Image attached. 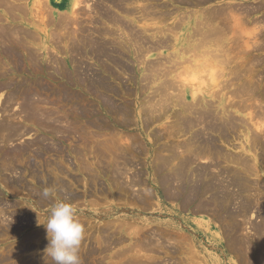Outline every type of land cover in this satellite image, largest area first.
<instances>
[{
	"label": "bare ground",
	"instance_id": "bare-ground-1",
	"mask_svg": "<svg viewBox=\"0 0 264 264\" xmlns=\"http://www.w3.org/2000/svg\"><path fill=\"white\" fill-rule=\"evenodd\" d=\"M51 1L0 0V92H7L5 97L0 93V178L4 186L28 189L19 175L27 163L28 173L35 184H41L42 188H48L64 199H75L76 194L60 177L67 175L62 165L64 159H48L52 156L66 157L67 152L59 140L71 137L75 145L70 150L77 161L83 163H80L83 171L90 175L95 188L104 191L97 172L95 175L93 167L83 162L87 149L98 159L101 173L107 174L108 171L116 186L128 190L140 184V173L133 178L127 175L133 166L132 159L145 148L138 142V137L125 143L121 138L99 141L87 131L94 126L99 129L104 127L107 121H103V111L125 125L137 121L138 116H135L130 103H118L117 96L134 95L130 83L125 84L119 74L125 72L131 82L135 79L131 75V67L124 60V50L127 45L132 48L137 46L140 40L139 48H133L134 55L137 63L146 64V70L151 72V76L142 79L147 83L144 88L151 85V101L137 114L142 115L144 126L173 117L174 124L167 128L169 130L157 129L151 143L163 139L177 140L162 145L151 156L153 174L157 175L156 179L169 199L195 212H208L219 220L220 227L230 234V247L238 255L236 258L244 264H264V205L257 193L264 187L256 179L264 176V72L258 73V79L254 75L255 67L264 62L263 56L255 57L256 52L264 49V15L258 20L250 17L253 12L264 8V0L252 7L242 8L241 5L242 9L231 5L209 9L207 13L195 11L193 17L179 11V8L168 10L166 2L160 4L152 2L154 0L151 4H148L150 0H71L63 13H54ZM202 1L207 0H172L170 3L200 5ZM135 2H146L141 7L143 15L151 16V19L157 17L156 21H160L153 19L155 23H151L154 31L157 30L151 35L152 41V37L145 36L146 29L137 30L130 21L117 15V11L125 15L135 14L137 7L132 6ZM55 15L57 21L53 19ZM18 19H22L23 25L28 22L27 25L17 24ZM166 20L170 23L161 26ZM46 23L55 29L46 30ZM147 44L151 46L146 47ZM167 46L172 48L170 56L149 62L151 64L144 62L150 49L157 51ZM60 52L66 53L67 61L59 57ZM178 66L182 67L180 71ZM51 74L61 79L57 87L51 88L45 82ZM106 74L116 82L115 85L107 80ZM190 74L192 79L188 77ZM28 75L32 79H27ZM92 102H97L98 111ZM14 104L18 108L12 110ZM257 104L259 108L255 110ZM50 105L58 107L54 109ZM253 105H256L255 108ZM65 108L68 109L63 110ZM246 112L249 118L246 121L234 115ZM29 125L39 129L37 131L47 138L40 137L33 143L12 146V142L31 133ZM250 125L255 129L254 133L250 132ZM240 126L250 134L245 137L241 151L252 156L254 163L243 155L225 154L226 151L223 152L217 143L218 140L226 145L231 143V137L237 134ZM186 135L185 140L179 141L181 136ZM29 152L31 154L27 155ZM222 162L230 163L241 171L230 166L222 168ZM125 175L128 183L124 181ZM28 190L38 197L39 203H47L48 197L33 189ZM138 199V203L142 202L141 198ZM2 205L3 202H0L1 218L5 211ZM251 212L256 217L263 215L259 224L247 218ZM18 219L22 216L15 214L14 220ZM2 221L0 219V232L4 225ZM245 227L251 230V235L244 233ZM156 237L139 245L145 247L144 250L151 247V251L167 252L170 248L168 241L162 235ZM172 237L169 236V239L174 240ZM97 240L100 248L93 246L85 250L80 256V264H103L89 260L117 246L122 239L104 232ZM48 243H44L41 249L45 250ZM177 246L174 248L177 249ZM119 256L118 253L116 257ZM165 261L151 255V262L148 263L166 264ZM135 263L130 261L129 264Z\"/></svg>",
	"mask_w": 264,
	"mask_h": 264
},
{
	"label": "rangeland",
	"instance_id": "rangeland-1",
	"mask_svg": "<svg viewBox=\"0 0 264 264\" xmlns=\"http://www.w3.org/2000/svg\"><path fill=\"white\" fill-rule=\"evenodd\" d=\"M170 1L172 2V0H158V1L154 0L152 2L160 3V4L161 3L164 4L166 2L165 4L168 6L167 7L168 10L173 8L176 9L179 8L178 9L179 11L186 13L187 16L190 17H193L195 11L202 13L206 11L205 13H207L209 9L214 10L231 5H232L231 7H233V5L234 7L237 6L236 9H242V8L256 6L261 2H263V0H207L205 2L202 1L200 5H194V4L185 5L178 3L175 4L173 3L174 5H172ZM51 2H52V7L54 9V13H63L67 11L66 4H70L71 0H52ZM145 3L146 2H135L132 6L134 8L137 7L136 9L137 11L135 14L132 15H125L121 11H117V10L116 11L118 12L117 13L118 16L121 15L124 19H126V21H130L133 25H135V28L137 30L142 31L146 29L147 31L145 36L147 38H150L152 37L151 35L157 31V30L154 31V29L152 28V24L160 21H156L157 20L156 17V19L153 18L155 21L154 22L153 19H151V16H147L148 17L147 18L146 16L143 15V13L141 12L142 11L141 7ZM148 4H151V0L148 2ZM262 14L264 15V8L258 12L257 11L253 12V14H251L250 17L252 19L255 18L254 20H258L259 17H261L260 19H262L264 17ZM134 15L136 16L134 17ZM53 19L57 21L58 20L57 15L53 16ZM158 19L161 20L160 18ZM49 21L50 20H48V22ZM22 22H23L22 19L17 20V24H20L22 26L27 25L28 23V22L24 23L23 25ZM162 22L163 23L160 24L161 26L170 23V21L168 20ZM47 25H48L47 23L44 25V27H47L46 30L51 31L55 29L53 25L51 24H49V26ZM151 28L153 30H151ZM116 32L118 31L116 30ZM126 33L128 32L126 31ZM152 39L153 37L151 38V41ZM138 44H140V40ZM147 45L146 47H150L151 45L153 46L152 42L151 45L150 44ZM127 46H125L127 49L124 50V55H125L124 60L126 61L127 66L131 67L132 70L131 75H133L135 79H133V81L131 82L129 80V75L127 74L128 75L127 76L125 72L123 75H121V73L119 75L122 76V81L123 82L125 81L126 82L125 84L130 83L129 87H131L132 90L134 89L133 90L134 95L132 94H131L132 96L125 95V97H123V94H121L120 97L117 96L118 99L117 102L121 104L123 102L130 103V106L135 116L136 115L138 116L136 118L137 121L133 120L132 124L125 125L120 120H116L114 117L107 115L103 111V113H101L103 115L102 116V118L104 119L103 121L105 122L107 121L104 127L102 129H99L96 126H94V128L93 127L91 129L89 128L87 129V131L91 132V134L95 136L96 140L99 139V141H104V140L107 141L112 138H116L120 140L121 138L122 142L124 141L125 143V141L126 142L130 141L131 138L133 137L136 138L138 137L137 138L138 142L142 145V147L144 146L145 148L144 151H141V154L135 157L136 159L135 158L132 159L133 161L137 160V162L135 161L134 163L132 161L133 166L129 168V170L127 171V175H129L128 177L133 178V176H136L137 174L140 173V177H141L140 184L134 186L132 189L131 188L128 189L129 191L122 187L120 188L116 186L112 175H110L108 171L107 174L103 172L101 173L102 170L100 166H98L99 165V162H97L98 159L96 157H93L94 156L92 155L93 153L89 149H87L88 151L86 150L84 152L85 158L83 156V162L84 164L86 163L89 167L91 166L93 167L94 174L97 172L96 174H98L97 176L99 177V182H100L99 184L100 186L102 185L101 188H103L104 191L99 190L98 187L95 188L93 182L90 180V175L87 176V173L83 171L84 169L81 166V164L83 163L80 160L77 161L75 155L73 154V152H71L75 145V143H73L75 141L74 138L71 137L69 139L66 138L60 139L59 141L61 147L67 152L65 155L66 157L61 158L62 156L60 157L52 156V157H48V159L51 161H62V159H64L62 165L65 171H67V175H61L60 177L61 178L63 177V179H65V182H67L68 185L70 186V190H72L77 197L72 200H69L67 198L64 199L63 197H59L56 194H54V192L51 191L52 194L48 197L47 203L44 204L39 203L38 197H35L32 193L29 192L28 189L29 188L33 189L34 191H36L38 194L41 195V193H43L44 188H42L41 184H35L33 177L31 176L30 173H28L27 163H25V166L23 168L19 166L22 171V173L19 175L21 176L24 185L28 189H23L21 187L20 188L5 187L4 184L1 182V178H0V202H3L2 207L5 208V211L2 214L3 218L0 217L1 221L3 220L2 222L4 224L2 231L0 232V264H47L50 261H52L50 257L45 256L44 249H41V246H43L44 243L49 242L47 238L46 228L42 224L46 222L51 207L58 201L67 202L72 204L74 207H76L77 208L76 218L84 226V238L80 245L79 257L81 256V254H84L85 250H87L88 248H91L93 246L94 247L96 246V248H100L98 245L99 240L97 239L104 232L110 233L111 235H113L114 238L122 239L121 243H119L117 246H112V248H109L110 250L108 249V251H105L104 253L96 255L95 257L90 259L89 261H91V263H98L99 261V262H103V264H129L130 261H134L136 262L135 264L137 263L151 264L148 262L149 261L151 262V255H152L153 258H156L159 261L162 260L163 262L164 260H166L167 261V262L165 261L166 264L169 263L170 264H177V263L178 264L179 263L180 264H190V263L191 264L192 263L193 264H240V263L244 264L243 262L240 261L239 258H236L238 257V255L235 254L232 251V247H230V240H231L230 234L227 233L226 229L220 227L218 219H214V217L211 216L208 212H195L191 208L181 207L178 201L169 199L162 185H160V183L157 181L156 179L157 175L155 176L153 174L154 165H151L152 163L151 156L154 153L156 154V152L159 151V148L162 145H165L167 143L172 144L175 143L177 140H170L171 141L170 143L169 140L163 139L159 142L151 143V137H153V134L155 131H157V129L158 131L160 130V128L161 129L165 128L166 130H169L167 128H170V126L174 124L173 123L174 118L173 117L169 119L164 118L158 121L157 123H154L152 125L150 124L149 126L147 125L144 126V124H142L143 123L142 115L140 113L139 114L137 113L141 110V108L145 106L146 103H148V101H151V85H149L147 88H144V85H146L147 83L144 82L142 79L151 76L150 75L151 72L148 73L149 71L146 70L145 68L146 64L143 66V64H139V62L137 63V59L135 57L136 55L134 54H135V50H137L139 47L137 48V46H135L136 49L135 47H133L135 49L134 50L129 45ZM56 50L58 51V48ZM150 50L147 52V54H145L144 57V62L147 64L151 61L156 62L158 60H162V58H164L163 56H167V57L170 56L172 48L171 47L169 48V46H167L157 51L156 50L150 51ZM60 53L61 54H59V57L62 60L67 61L65 55L66 53L65 54L62 52ZM256 55L264 57V49H261L260 51L256 52L255 57H257ZM164 62L166 63V60H164ZM89 63H91V61H89ZM167 66H171V64L167 63ZM70 67L71 66H69V68ZM94 67H96L95 64ZM178 68H179L178 71H180L182 67L178 66ZM50 70L53 71L52 69ZM255 71H256L254 73L255 78L257 76L256 79H258V77H260L258 73L264 72V62L257 65L255 67ZM190 75H188V77H191L192 79L193 75L191 76ZM105 77L109 82L112 83V85L116 84V82H114V80L111 79L107 74L105 75ZM27 79H32V77L28 75ZM46 79L47 80L45 82H47L51 88L57 87V85H60L58 83L61 82V79L56 74L48 75ZM222 82H224V79ZM0 93L3 97L7 95L6 91H1ZM77 94H79V92ZM92 103L94 105L96 104L94 108L98 111L97 102L96 103L92 102ZM258 104L256 108H255L256 105H253L255 110H258L259 108ZM49 107L55 109L58 106L50 105ZM17 108L18 105L14 104L12 110H15ZM66 109L68 108H65L63 110ZM60 110L62 109L60 108ZM172 111L173 110H171V112ZM68 113H72V111H68ZM246 114L247 112L245 114L234 113L235 116H238L239 119L241 118L244 121L249 119L248 116H246ZM105 126H107L108 128H105ZM29 128L31 129V133L23 135L16 141L12 142L11 145L19 146L26 143H33L40 137L47 138L46 136H44L45 135L44 133L37 131L39 129H34L30 125ZM250 130H251L250 132L253 133L255 131V129L251 125H250ZM95 134H99V135H95ZM249 135L250 134L247 133L245 127L240 126L237 131V134L231 137L233 140H231L230 138L231 143L226 145L223 142L221 143V141L219 140L217 141V143L219 142L218 145L223 150V152L226 151L225 154L228 153L233 155L235 154L243 155L248 159H250L251 163H254L252 156L248 155L244 151H241V145L242 144L245 145V137ZM187 137L188 135L181 136V139H179V141L185 140ZM30 154L31 152H29L27 155ZM94 158L95 161L93 160ZM67 161L71 163L66 164ZM223 163L224 162L221 163L222 168L226 166L228 167L230 166L229 168L231 169L233 168L236 169L237 171H241L239 168L235 166L232 167L230 163H225V164ZM38 164H40V161L38 162ZM134 165L136 166L138 165L137 170H135L136 166ZM80 166L82 172L79 168ZM129 173H132L133 175ZM111 178L113 181L110 180ZM125 178L126 175L124 177V181L127 182L128 180ZM256 179L264 187V176ZM89 180L92 183L88 182ZM89 184L91 185L89 186ZM92 185L94 188L92 187ZM93 189H95L94 192ZM120 189L123 192H121ZM257 193L258 195L260 194L258 198L260 199L261 202H263L264 205V189H260V191H258ZM145 196L148 197L146 198ZM136 198L137 199L141 198L142 202L138 203V201L140 200L139 199L137 200ZM184 209L186 210L184 211ZM15 214H20V216H22V219H18L17 221H15L14 220ZM248 215L250 216L247 218L251 219L252 223H254L253 221L255 220V224L256 223L259 224V220L262 219L261 217L263 216L261 214H258L256 217V215L252 214V212L249 213ZM167 231L170 232L168 233ZM244 231H246L244 233L247 234L248 236L250 233H252L251 230L246 227ZM170 233H173L172 236L175 237L173 238ZM163 234L165 235L167 234L166 237ZM150 235L153 238L154 236L155 238H157L156 237L157 235L159 238V236L162 235L164 240H166V242L168 241L167 246L168 248L170 247L169 250H167V252L165 253L164 252L162 253L160 250L159 252L158 250L151 251L150 249L151 247H149L148 249L146 248V250H144L145 247H142L139 244L141 243L143 244L147 240H148L147 242H150L152 239ZM169 236L172 237V239L174 240H171V238L169 239ZM251 237H253V235ZM154 242L156 243V241ZM177 244L178 246L176 249V247L174 248V246H176ZM189 245L191 248H189ZM137 246H139V248ZM132 250H134L133 251L134 253L132 252ZM190 250L193 253H191ZM173 251H178V252L173 253ZM118 253L120 255L119 256L120 258L116 257ZM172 260H175L176 263H173L175 261Z\"/></svg>",
	"mask_w": 264,
	"mask_h": 264
},
{
	"label": "clouds",
	"instance_id": "clouds-1",
	"mask_svg": "<svg viewBox=\"0 0 264 264\" xmlns=\"http://www.w3.org/2000/svg\"><path fill=\"white\" fill-rule=\"evenodd\" d=\"M51 194L48 188L42 193L45 198ZM76 215V207L58 201L51 207L46 222L42 224L49 240L44 254L50 257L54 264H80L79 249L84 238V226Z\"/></svg>",
	"mask_w": 264,
	"mask_h": 264
}]
</instances>
